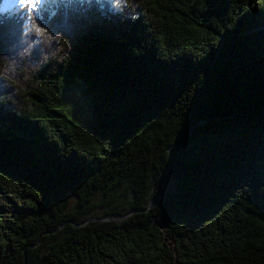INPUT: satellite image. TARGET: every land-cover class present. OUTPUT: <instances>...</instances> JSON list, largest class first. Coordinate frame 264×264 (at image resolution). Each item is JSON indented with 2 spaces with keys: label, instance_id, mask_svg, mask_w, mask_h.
<instances>
[{
  "label": "trees",
  "instance_id": "trees-1",
  "mask_svg": "<svg viewBox=\"0 0 264 264\" xmlns=\"http://www.w3.org/2000/svg\"><path fill=\"white\" fill-rule=\"evenodd\" d=\"M0 0V264H264V0Z\"/></svg>",
  "mask_w": 264,
  "mask_h": 264
},
{
  "label": "snow or ice",
  "instance_id": "snow-or-ice-1",
  "mask_svg": "<svg viewBox=\"0 0 264 264\" xmlns=\"http://www.w3.org/2000/svg\"><path fill=\"white\" fill-rule=\"evenodd\" d=\"M45 0H20V3L32 13H37L41 5ZM12 3H15V0H12Z\"/></svg>",
  "mask_w": 264,
  "mask_h": 264
},
{
  "label": "clouds",
  "instance_id": "clouds-1",
  "mask_svg": "<svg viewBox=\"0 0 264 264\" xmlns=\"http://www.w3.org/2000/svg\"><path fill=\"white\" fill-rule=\"evenodd\" d=\"M19 3H20V0H15V3H12V0H9V3H7V4L5 5V8H6V9H10V8H12V7H15L16 4H19ZM22 10H24V11L27 12V9H22Z\"/></svg>",
  "mask_w": 264,
  "mask_h": 264
},
{
  "label": "rangeland",
  "instance_id": "rangeland-1",
  "mask_svg": "<svg viewBox=\"0 0 264 264\" xmlns=\"http://www.w3.org/2000/svg\"><path fill=\"white\" fill-rule=\"evenodd\" d=\"M3 3H4V7H5V5H6L7 3H9V0H3ZM19 4H21V3H19ZM19 4H16V5H19Z\"/></svg>",
  "mask_w": 264,
  "mask_h": 264
}]
</instances>
